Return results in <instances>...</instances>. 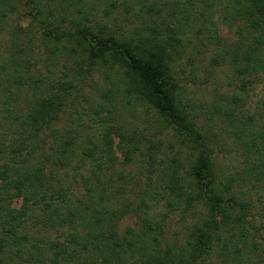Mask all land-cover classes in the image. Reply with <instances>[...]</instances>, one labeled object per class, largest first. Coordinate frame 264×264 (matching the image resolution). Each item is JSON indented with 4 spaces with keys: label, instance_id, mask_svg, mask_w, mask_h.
Here are the masks:
<instances>
[{
    "label": "trees",
    "instance_id": "1",
    "mask_svg": "<svg viewBox=\"0 0 264 264\" xmlns=\"http://www.w3.org/2000/svg\"><path fill=\"white\" fill-rule=\"evenodd\" d=\"M24 1L32 2L30 15L42 32L43 41L55 49L54 58L62 48L75 58L76 72L90 63L101 69L110 82L113 73L121 72L124 93L154 109L174 128L181 146L190 153L187 170L181 158L160 161L164 167L163 193L151 200L185 214L203 207L207 215L199 236L190 235L182 246H163L157 235L161 227L149 219L139 231L122 236L117 222L122 211L130 207L121 210L108 206L102 198L95 201L96 192L106 191L111 181L98 171L94 172L93 182H86L85 192L90 200L73 204L66 189L57 187L46 176L45 166L31 167L30 161L34 152L41 150L40 132L58 120L76 86L72 80L58 79L53 72L38 79L29 73L30 59H19L11 70L4 69L5 77L0 80V93L5 98L0 121V264H208L206 259L215 236L219 260L209 264H264V224L255 228L248 219L255 208L250 188L264 183V120L260 127L253 117L238 125L244 132L252 128L251 140L244 144L246 157L242 165L227 174L222 168L216 169L215 146L206 140L173 83L172 64L179 55L182 37L200 23L205 12L213 10L217 0H187L172 6L145 1L141 9L149 19L145 30L120 38L107 34L106 23L90 21L81 0ZM19 2L0 0V24ZM223 2V20L228 24L241 22V39L230 46L219 42L213 61L227 65L241 82L239 90L247 91L264 74V0ZM113 7L114 3L107 18ZM65 8L73 13L66 15ZM67 20L68 27H63ZM208 31L207 27V35ZM197 35H203L202 30ZM211 40L218 41L217 35L207 38V42ZM13 88L17 92L26 88L30 94L24 98V111L19 107L23 95L18 98V93L11 92ZM235 98L243 99L239 94ZM248 124L252 127L248 128ZM56 134L51 154L40 157L44 163L62 164L75 158L84 167L89 164L101 170L106 165L114 166L115 134L122 141L126 160L138 149L135 132L130 135L122 125L105 127L98 141L90 136L80 140L74 134ZM242 135L236 137L244 143ZM154 153L149 156L150 166L158 158ZM15 200H21L20 207H14ZM31 221L45 227L49 234L61 231L62 241L27 233L25 228Z\"/></svg>",
    "mask_w": 264,
    "mask_h": 264
},
{
    "label": "rangeland",
    "instance_id": "2",
    "mask_svg": "<svg viewBox=\"0 0 264 264\" xmlns=\"http://www.w3.org/2000/svg\"><path fill=\"white\" fill-rule=\"evenodd\" d=\"M81 1L84 12L89 13L90 21L106 23L107 34L120 38L127 34L136 36L145 30L149 21L141 12L145 1L149 3L155 1L157 4L168 3L172 6L175 3L183 4L187 0ZM26 3L20 0L6 21L0 24V80L5 77V68L11 70L19 59L26 58L31 61L29 73L34 77L42 79L53 72L58 79L72 80L76 86L58 120L45 131L40 132L41 150L34 152L30 166L37 167L40 164L45 166L46 176L51 178L57 187L66 189L73 204H77L79 200H90L85 192L86 182L90 183L94 180L95 171H98L102 177L106 175L108 179H111L110 184L106 191L96 192L95 201L102 198L108 206L121 210L125 206L130 207L122 211V216L117 222L118 231L122 236L130 231H139L146 219L158 223L161 227L160 233L156 234L162 240L163 246L174 244L182 246L190 235L199 236L200 225L207 215L203 207H197L185 214L183 210L171 211L165 208L163 202L151 200L163 193L164 167L161 160L172 157L181 158L184 170H187L190 164V153L181 146V140L174 128L160 118L154 109L124 93L121 72L113 73V80L110 82L101 69L95 68L90 63L83 66V71L76 72L75 58L69 57L62 48L54 58L52 52L55 49L49 48L43 41L42 32L34 24L33 16L30 15L33 13L29 8L33 7L32 2ZM113 3V13L107 18L109 15L107 11L111 9ZM223 7V0H217L213 10L205 12V16L200 17V20L204 21L203 24L200 21L194 29L191 28L182 37L179 55L172 64V77L182 103L189 108L197 120L199 129L206 140L208 139L215 146L216 169L222 168L227 174H233L245 160L244 144L251 140L252 128L249 127L252 125L248 124L249 129L245 132L242 127L237 128L238 125L250 117H253L259 125L255 126L260 127L263 124L264 74L257 78L255 83L250 84L247 91L241 92L239 90L241 82L234 78L230 68L222 62L213 61L219 42L230 46L241 39L239 34L241 22L233 24L225 22ZM72 13L69 8H65L66 15L69 16ZM63 27H68V20ZM200 30L203 35L199 37L197 33ZM212 34L217 35L218 41L207 42V38ZM207 43L212 44L207 45ZM64 75L68 78H64ZM112 91H114L113 94ZM11 92L18 93V98L23 95V101L19 107L21 106V111H24L27 106L24 98L27 99V95H30L26 88L18 92L13 88ZM237 94L243 99H236ZM0 99L1 121L5 110V98L1 93ZM12 106L15 108L14 103ZM109 125H122L130 135L135 132L138 149L130 159L126 160L121 150L122 141L115 134L113 136V147L116 153L114 166L106 165L101 170L99 166L89 164L84 167L83 162L75 158L69 161L64 160L62 164L41 161L40 157L43 154H51L50 148L54 146L58 131L66 135L74 134L78 138L80 136V140L90 136L94 141H98L103 129ZM241 134H243L244 143L237 140L236 135ZM151 152H155L158 158L150 166L147 163ZM8 172L11 171L8 170ZM2 178L3 174L0 172V183ZM250 194L254 198L255 208L249 212L248 219L253 227L258 228L264 224V183L251 186ZM147 199L148 202H145ZM14 203V207L18 208L21 200H15ZM34 223L35 221H31L26 226L27 233L34 236L39 233L43 238L62 241L61 231L49 234L45 227L35 226ZM217 239L215 236L211 242L213 249L209 252V258L206 259L208 264L211 260L213 262L219 260Z\"/></svg>",
    "mask_w": 264,
    "mask_h": 264
}]
</instances>
